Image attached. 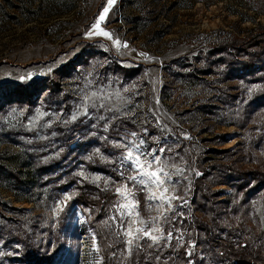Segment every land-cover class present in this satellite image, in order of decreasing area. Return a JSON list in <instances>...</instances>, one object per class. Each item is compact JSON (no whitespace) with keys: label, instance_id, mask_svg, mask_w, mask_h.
Segmentation results:
<instances>
[{"label":"rangeland","instance_id":"374dc122","mask_svg":"<svg viewBox=\"0 0 264 264\" xmlns=\"http://www.w3.org/2000/svg\"><path fill=\"white\" fill-rule=\"evenodd\" d=\"M0 4V264H105L98 234L110 264H231L226 244L264 255V63L236 79L209 56L264 32V0ZM105 7L111 38L93 28ZM141 140L165 149L170 206L128 179L124 145ZM240 166L254 181L238 190ZM200 172L210 187L194 195ZM88 184L114 194L106 217L74 205ZM128 201L160 217L159 242L126 243Z\"/></svg>","mask_w":264,"mask_h":264},{"label":"trees","instance_id":"16d2710c","mask_svg":"<svg viewBox=\"0 0 264 264\" xmlns=\"http://www.w3.org/2000/svg\"><path fill=\"white\" fill-rule=\"evenodd\" d=\"M4 2L8 3L9 0H4ZM28 3L30 4L29 6H32L34 0H28ZM2 6L0 4V7ZM230 39L233 45L227 43L226 47L220 48V50L209 54V56L218 60L222 58L219 61H225L228 67L226 69L227 74L236 79L252 77L256 73L259 74L264 63V32L260 31L250 39H238L236 37ZM249 49H252V51H249ZM207 59L209 58L207 57ZM200 69V71H204V67ZM227 170V183L234 184L238 190L247 189L254 181L250 180L253 176L252 172L243 168V166H240L237 171L232 168ZM205 177L202 172L196 176L193 186L194 195L201 193L206 188L207 190L209 189L210 182H206L207 179ZM210 181L216 183L214 180ZM73 197L74 205L80 207L88 217H90V214L106 217L113 205L115 196L113 193L102 192L98 187L88 184L76 188ZM98 236L101 252L106 261L105 264H110V252H113V245L110 244V241L102 239L99 234ZM225 249L228 252L227 254H229L227 259L232 262L231 264H264V255L258 253L246 254L244 251L235 250L231 244H226Z\"/></svg>","mask_w":264,"mask_h":264},{"label":"snow or ice","instance_id":"6c2138e0","mask_svg":"<svg viewBox=\"0 0 264 264\" xmlns=\"http://www.w3.org/2000/svg\"><path fill=\"white\" fill-rule=\"evenodd\" d=\"M109 6L115 3V0H107ZM109 11V7H105L103 9L102 14L99 16L97 23L93 25V28L99 29V24L101 21L105 19V14ZM97 34H102L106 37L111 38V34L108 32H104L102 29H99ZM118 44L119 41H116ZM135 136V133L131 134ZM144 144V141L141 140L139 144H126L124 147L127 148L126 155L122 158V163H128L132 168L136 170V175L129 176L128 179L134 181L136 184L147 186L149 184L156 185L157 188L161 189L160 194L157 195L156 192H152V194L148 197L150 200H160L164 203H168L170 206L171 199H175L176 197H167L166 194L168 192V188L164 187L168 180H171V177L168 173L164 172L165 161H162L160 156L157 155V152L163 153L165 151L164 148L152 149L151 151L145 152L142 151L141 146ZM135 153V154H134ZM148 156H151V160L148 159ZM141 157H144L142 160ZM148 169H153L149 171ZM121 195L125 196L127 200L129 196L132 195L130 190H127V185H125L124 189L118 188L116 190ZM122 208H126L127 215L132 217L133 214L137 217L130 222L128 228L125 232V235L128 237L126 243L129 246L135 245V241L143 238H148L152 240L153 243L159 242L160 239L163 238L162 235H154V233H162V229L156 226V222L160 219V217H152L150 220L145 221L143 219H139V212L136 211L138 205L134 201H128V203L121 206ZM163 207V203L160 205ZM163 215V213L161 214ZM166 219V217H165ZM143 225V227H135L132 225L135 224ZM168 239H171V233H168Z\"/></svg>","mask_w":264,"mask_h":264}]
</instances>
